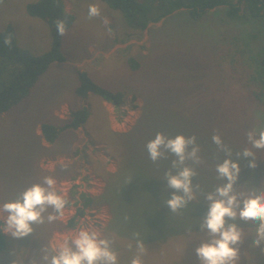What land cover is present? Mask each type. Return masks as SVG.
Masks as SVG:
<instances>
[{
	"label": "rangeland",
	"instance_id": "1",
	"mask_svg": "<svg viewBox=\"0 0 264 264\" xmlns=\"http://www.w3.org/2000/svg\"><path fill=\"white\" fill-rule=\"evenodd\" d=\"M35 1L0 3V30L12 25L17 43L39 55L50 50L52 36L46 22L27 13L26 6ZM64 2L75 17L64 35L66 60L52 63L30 95L0 115V187L22 182L43 153L41 167L56 179L57 192L69 203L57 219L49 243L16 238L7 232L8 248L0 255V264H15L18 258L30 264L43 248L46 253L58 248L81 228H95L114 238L119 264H131L136 255L135 233L145 242L143 264H200L195 250L202 243L200 237L207 239L199 226L208 210L203 197L223 183L215 167L225 153L213 143L214 134L219 133L232 149L233 159H239L238 190L261 186L264 190V150L252 148L247 139L249 130L264 129V108L254 98L259 82L251 78L257 58L263 56L264 23L231 19L225 6L210 10L200 20H193L186 8H181L137 31L122 12L102 0ZM92 4L100 8L99 17H88ZM237 48L249 55L250 67L247 59L237 64ZM80 70L101 86L126 93L125 104L115 108L93 93L79 97ZM82 106L89 109L90 117L81 131H65L53 144L43 139L41 124L62 125L72 110ZM160 132L168 137L195 135L204 160L194 166L198 176L193 182L199 184L196 199L178 213H172L164 203L174 190L167 188L163 176L175 157L169 154L153 163L146 148ZM245 148L255 156L237 158L235 154ZM253 160L255 168L250 166ZM139 167L149 186L146 206H137L145 212L133 214L131 219L122 215L125 220L114 217L108 182L121 171ZM82 192L104 200L87 207L77 225L68 228L77 208L75 196ZM3 203L0 200V205ZM236 223L245 235L239 245V264H264V242L253 246L257 225Z\"/></svg>",
	"mask_w": 264,
	"mask_h": 264
},
{
	"label": "clouds",
	"instance_id": "2",
	"mask_svg": "<svg viewBox=\"0 0 264 264\" xmlns=\"http://www.w3.org/2000/svg\"><path fill=\"white\" fill-rule=\"evenodd\" d=\"M100 15L101 10L96 4L89 6V18ZM108 22L105 18L104 23ZM56 24L59 34L65 35L66 22L57 20ZM5 43L10 44L11 38L6 37ZM247 139L252 148L264 150V129L249 130ZM212 141L217 145L218 151L225 153L223 161L215 167L217 176L223 183L203 197L208 203V210L199 226L207 239L200 237L202 243L195 251L200 264H239V245L245 235L236 223L237 220L257 225L253 235L254 247H259L264 242V190H260L261 186L239 191L240 187H236L241 172L239 159H233L232 149L224 143L219 133L212 136ZM146 148L153 163L167 159L169 154L175 157L163 176L167 179V188L174 190L164 203L172 213L180 212L196 199L199 189V184L193 182V178L198 176L194 166L203 164L204 160L200 155L197 137L184 134L168 137L160 132L147 143ZM235 156L247 158L255 155L250 148H245ZM250 166L255 168L256 161L253 160ZM56 185L54 177L45 176L40 182L19 192L15 199L0 205L5 232L16 238L27 237L35 232V225H42L46 221L52 223L62 217L68 201L57 192ZM134 236L136 255L131 264H143L141 257L146 251L145 242L139 238V233ZM114 242V238L105 236L95 228H81L73 238L65 239L58 248L47 253L43 248L40 257L33 258L30 264H119L118 253L113 248ZM128 247L131 249L133 246L130 243ZM15 264H24V261L18 258Z\"/></svg>",
	"mask_w": 264,
	"mask_h": 264
},
{
	"label": "trees",
	"instance_id": "3",
	"mask_svg": "<svg viewBox=\"0 0 264 264\" xmlns=\"http://www.w3.org/2000/svg\"><path fill=\"white\" fill-rule=\"evenodd\" d=\"M102 1L112 9L122 12L128 21L127 23L137 31H144L150 23L158 22L181 8H186L193 20H200L210 10L219 6H225L231 19L256 20L264 23V0H149L147 4L139 0ZM26 9L30 16L42 19L49 26L52 36L51 48L42 54H35L17 43L15 29L12 25L9 24L4 30H0V115L6 113L27 98L30 95L31 89L52 63L66 60L63 53L64 35H60L57 31L56 21L64 20L68 30L73 25L75 17L71 12L66 10L64 0H37L29 3ZM6 37L11 38L10 44L5 43ZM260 55L263 56L261 59L257 58L255 69L253 70L254 74L251 78L259 82V87L254 91V98L257 105L264 108V48ZM234 56L237 59L240 58L237 64L242 59H247V67L251 64L249 55H247L244 49L239 52L237 48ZM233 66L237 67L234 64ZM131 67L134 70H138L136 64L131 65ZM78 77L79 85L76 93L79 97L86 98L89 93H93L99 95L103 100L112 103L115 108H119L125 104L127 99L126 93L101 86L84 70L79 71ZM247 77L249 78V76ZM89 117L90 111L86 106L78 107L71 111L68 121L62 125L52 123L41 124V135L47 143L53 144L63 132L83 127ZM42 155L43 153L34 161L33 168L25 174L22 182L3 188L0 187V200L6 202L15 199L17 194L22 190L34 183L40 182L45 176H51L49 171L41 167L40 158ZM127 171H121V174L115 180L109 181L107 189V196L113 200L114 217L117 216L123 220H125V217L122 215L131 219V215L145 212L142 211L143 209L137 208V206L139 204H143V208L146 206V199L148 198L146 190L149 187L141 167ZM75 197L78 199L76 201L77 204H75L77 208L75 214L66 224L68 228H74L77 225L80 218L85 216L87 207L99 203L101 198L104 200L103 197H92L87 193H81ZM78 203L82 204L78 205ZM49 212H52V210L49 209ZM57 226V220L52 223L46 221L42 225H35V232L25 238L33 242H42L41 240H43L49 243L51 233ZM7 248L8 234L5 232L4 221L0 219V255Z\"/></svg>",
	"mask_w": 264,
	"mask_h": 264
},
{
	"label": "built area",
	"instance_id": "4",
	"mask_svg": "<svg viewBox=\"0 0 264 264\" xmlns=\"http://www.w3.org/2000/svg\"><path fill=\"white\" fill-rule=\"evenodd\" d=\"M82 193H86V192H82ZM88 194V193H87ZM82 203H80L79 205H81ZM1 220L4 221V219L2 217H0ZM7 233V232H6Z\"/></svg>",
	"mask_w": 264,
	"mask_h": 264
},
{
	"label": "crops",
	"instance_id": "5",
	"mask_svg": "<svg viewBox=\"0 0 264 264\" xmlns=\"http://www.w3.org/2000/svg\"><path fill=\"white\" fill-rule=\"evenodd\" d=\"M65 3V2H64ZM66 10L68 11L67 7H66ZM70 12V11H69ZM83 129V127H80L79 130L81 131Z\"/></svg>",
	"mask_w": 264,
	"mask_h": 264
}]
</instances>
